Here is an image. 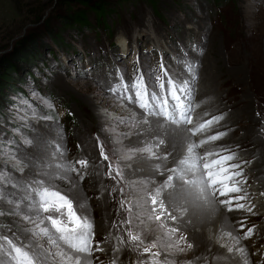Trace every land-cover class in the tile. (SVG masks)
I'll use <instances>...</instances> for the list:
<instances>
[{"label": "rangeland", "instance_id": "rangeland-1", "mask_svg": "<svg viewBox=\"0 0 264 264\" xmlns=\"http://www.w3.org/2000/svg\"><path fill=\"white\" fill-rule=\"evenodd\" d=\"M99 1L105 6H108L110 11L105 17L101 18V14L92 9H88V20L92 23L93 28L76 26L64 30L63 20L66 16L72 11H86V8L82 6V0H0V56L12 51L19 43L27 40L30 35L40 37L38 40L42 39L48 47L52 48V50L47 48L40 57L36 58L31 64L25 66L23 79H20V74L17 79L16 90L13 91L14 94L9 93L1 104L0 258L4 255L8 256L7 254H9L10 256L6 262L8 264H17V261L12 259L15 253L11 251V246L8 245L7 241L3 239L5 236L26 251L28 250V246H30L31 252L29 250L28 252L37 256L36 252L33 251V244H35L39 238L33 240L26 237L28 234L35 231V226H33L35 224L31 223L29 216L22 214L20 217V213L22 212L18 210L22 204H25V200L21 197L25 196L24 194H26V192L31 195L30 197H32L34 203L32 202L30 205H36L34 207L36 210H38L39 204L38 192L43 191L44 187L58 190L72 200L70 194L75 186L68 183L67 176L61 177V179H50V184L47 185L33 183V181H37L36 179L38 177L45 176L42 167H50V165L38 161L35 155V145L41 142L40 140L43 134L47 135L48 133V131H38V129H44L45 126L51 125L54 131L51 132L52 134L47 135L48 137H43L44 139L45 137L50 138V141H48L50 143H46L48 147L56 148L53 142L57 141L55 138L57 134L55 127L62 131L64 138H69L71 136L73 139V142L70 144L65 141V149L64 146L58 145V147H60L58 154H60L61 157L63 153L68 150L70 154L72 153V157L75 156L80 158L78 152L85 149V146L78 134L79 130H87L88 133L86 137L93 145L96 156L95 160L102 163V172L104 173L105 170L104 174L108 175L109 178L111 177V180H114L109 183L111 184V188L107 189L108 193L106 192V194H108V203L110 204L109 198L113 197L112 201L114 204L111 205L112 207H116L117 212L112 213L109 222L114 220V228L122 232V239L126 246L123 245V247L126 250L125 253L127 252L130 254L128 256L129 258H137L136 261L133 260L136 264H138V261H140V264H212L209 263L208 257L211 253L198 244L196 246L190 239L193 229L180 227L182 231L186 233V236H184L186 239H181L182 234L180 231L169 235L167 229L179 227L180 225H168L164 221L167 220L164 217H162L161 221H156V213L154 214L152 211H149L151 208L149 207L150 204H148V198L151 197L155 190L160 188L164 182H161V184L158 182V186L160 187H157L153 182L149 181L150 185H148V188H144L142 192L137 191L138 193L136 196L133 194L131 191L132 189H130L131 186L128 185L126 175L131 163L122 162V156L124 157L125 154L119 152L117 148V144L120 143V141L123 144L124 138L128 137L127 135L123 136V140L114 138L113 134L115 131L110 129L108 125L99 127L98 122V115L105 111L102 109L100 110V107L96 105L97 100L94 99L96 94V91H94V84L99 82V80H103L106 77L108 78L110 74L102 72L88 73L85 70H81L80 75H78V70L81 66V60L83 63H87L89 59H94L99 65L105 61H110L113 58L112 51L114 45L112 42H117L120 37L125 36L128 37L134 45H136L135 42H137L139 45L143 46L142 58L144 62H146L144 63V71L150 74L157 65V54L151 52V47L159 46L155 45L154 40L161 43V47L172 43L173 45L175 44L176 49H184V46L189 48L188 42L191 39L192 45L197 42L195 47L196 49H200L199 52L192 51L193 56L199 59L203 58L198 62H196L194 58L196 63L193 70L185 72L182 75V81L185 82L189 80L195 73L198 74L200 69H202L203 72L206 71L203 75L204 79L207 76V59L205 60L204 58L207 57V55H209L208 58H212L209 53L213 50L214 52L212 53L217 63V76L214 87H216L220 95L219 98L220 103H222V109L225 110L224 112H231L239 107H245L251 117L250 119L247 117V121L243 124H235L233 120L234 123L231 125H234L230 129H235L236 134L232 136V140L234 141L238 137H243V133H245L243 130H245V128L246 130L248 129L246 124H251L253 130H256L257 139L264 145V0H159L158 4L154 6L155 8L148 0ZM149 20L154 21L157 30L154 28L151 30L146 29ZM103 21L106 22L104 23L105 26L109 25V27L112 28L110 32L105 30V27L101 26ZM61 32H64L62 38L65 44H67L66 46H60L61 43L52 40L53 35ZM145 33L150 34L151 37L145 36ZM198 43L201 44L199 45ZM65 52H69L71 57L65 56ZM130 55L128 57H130ZM123 58L124 56L121 55V58L117 59V61L122 63L119 64L121 67H126L127 69L124 63L126 62V57L122 60ZM71 59L72 61L70 64L65 65L62 62V60L66 62ZM126 63L129 64V62ZM234 69L238 70V72ZM90 70H92V68H90L89 71ZM232 72L234 74H232ZM104 75L106 77H104ZM150 82L153 83L154 80L150 79ZM218 83H220V86ZM161 84H163V80ZM108 85H112V90L117 87L119 90L117 94H120L122 86L115 85L112 81H110ZM127 85H130L128 89H131V92H133V84L131 81ZM149 90L148 87V91ZM208 90L206 89V92ZM174 91L175 90H173V92ZM131 92L127 91L126 93L124 89L123 97ZM245 93L249 97L241 101ZM131 95L134 99V93ZM118 99L123 101L121 96H118ZM134 100H136V98ZM152 109L153 108L150 110ZM141 110L145 111V109ZM145 116L148 117L146 114ZM189 117L188 114L186 119H189ZM119 123H122L121 120ZM125 123V125H131L133 121L125 119ZM84 126L86 129L83 128ZM105 126L108 127L106 128ZM106 129H108L110 133ZM122 133L127 134L125 132ZM97 138L102 142V145L104 144L102 146L104 154L106 150L109 152L108 161L101 157ZM51 139L53 141H51ZM232 143L233 144H228V148L221 151L222 157H226L228 153L232 154L233 159L230 160L227 167L229 165H239L235 156L242 150L245 151L247 145L238 144L236 142ZM234 144H238V146ZM251 144L254 145V143ZM125 149V151L131 150L128 147H125ZM30 153L32 155L34 153L35 157L31 156ZM78 160L80 161V159ZM78 160L77 164H79ZM34 163L37 165H34ZM248 163L250 164L251 161H248L245 167L249 165ZM72 166L75 168L74 165ZM19 169H22V172L26 174L20 177L18 173ZM233 169L234 168H229L230 172L226 173V175L233 172ZM110 170L113 171H111L112 175L114 172L117 173L118 170L121 175H117L116 173L115 176L109 175ZM106 171L109 172L107 173ZM45 178L48 177L46 176ZM199 179L202 180L200 174H197L196 180L194 177L196 183L192 185L197 189L202 187V183ZM13 180L16 181V184H12ZM22 180H28L32 186H40V188L38 191L32 190L29 192L27 188L25 189V185L22 184ZM112 185L114 186L113 190ZM197 185L199 187H197ZM94 197L96 198L97 195L95 194L89 200H94ZM48 200L49 206H54L56 204V198L49 197ZM133 200H137V202L134 203ZM10 202H13L15 207L6 209L5 204L7 205ZM136 203H138L137 207ZM73 204L80 215L89 213V215L91 214L94 216V221L98 220L96 217L97 214L89 212L88 208H86L83 203L80 205L82 208L77 206L74 202ZM48 215L56 216L57 213L50 212ZM41 218H43L46 225H49L52 229L50 222L47 220V215L41 216ZM263 220L264 218L257 216L252 221L253 223L251 226L255 227L258 223L261 225ZM161 224L164 225V228L161 227ZM129 229L132 234L139 237L137 241H131L128 236ZM243 230L245 229H242V231ZM248 234L251 235V232L248 231ZM159 235L161 238L158 239L157 236ZM150 242L155 244L156 247H151ZM41 243L42 244L39 243L40 247L43 246V241H41ZM95 243L99 244V241L96 240ZM178 244H182L184 247H180ZM188 244L192 245L191 249L187 247ZM169 245H172V247H168ZM143 246L144 248L148 247L151 252H144ZM132 247H137V249H133ZM253 247L254 249L258 248L255 246ZM50 248L53 249L51 246ZM181 248L184 249L183 252L180 251ZM154 253H159V256H154ZM256 254L257 252L253 253L255 259L258 257ZM195 256L197 257L196 260H194ZM93 260L97 261L98 258L93 257ZM56 263L58 264L59 262ZM34 264H37V260H34Z\"/></svg>", "mask_w": 264, "mask_h": 264}, {"label": "bare ground", "instance_id": "bare-ground-1", "mask_svg": "<svg viewBox=\"0 0 264 264\" xmlns=\"http://www.w3.org/2000/svg\"><path fill=\"white\" fill-rule=\"evenodd\" d=\"M155 25L156 24L154 23V21L149 20L148 25H146V29H156ZM145 36L151 37L150 34L146 33ZM154 41L155 45L162 46V44L157 42V40ZM198 44L200 45L201 43ZM212 52L214 51L211 50L209 53L212 58H208L209 55L207 54V57L204 58L205 60L207 59V76H204V79L203 75L206 71L203 72L202 69H200L198 74L195 73V75L189 80L185 81L184 84L180 83L179 81L175 83V88H177V91L181 96L182 104L177 105L173 102L172 110L175 112H183L184 118L182 120H179L181 121V123L172 124L162 116L146 117L145 114L150 111V107L147 106L145 108V111H143L137 106L135 102L129 103L126 98H123V101L121 99H118V96L123 97V90L125 89V86L128 88L130 85H122L120 94H117V91L119 90L117 87H115L114 89L116 91L114 94L112 91V85L109 86L108 84L110 81H112V83L118 85L119 79L110 74L108 75V78L104 75V77H106L105 79L99 80V82L94 84V91H96L94 99L97 100L96 105L100 107V110H105V112H102V114L98 115L99 127H104V125L110 126V129L115 131L113 137L119 140H121L123 136L127 135L128 138H124L123 144L121 141L120 143L116 144L117 148L119 149L118 151L125 154L124 157L122 156V162L131 163V166L129 167L126 175L128 185L131 186L130 189H132L131 191L135 196L139 191L142 192L144 188H148V185H150L149 181L153 182V184L157 187H160L158 186V182H160L161 184V182H164L167 179L168 175H173V173L168 171V169L171 168H176L179 174L185 176V179L194 180L195 177L196 180L197 174H200L202 180H206V173L202 167V164L200 163L199 158L202 157L204 158V162L211 163L212 161L220 159L222 157L221 151L228 148V144H233L232 142H236L238 144H247L245 147V151L242 150L238 155L235 156L236 160L238 161L237 163L239 164V167L234 168L233 172L240 173V175H237L232 180V186H238L241 189L239 192H231L227 196H220L217 193L216 196H213V189L210 186L211 182L208 181L207 186L204 183H202V185L199 184L203 188H205L204 193L201 194L199 189H197L196 187L192 185H184L183 188H181L180 183L174 180L172 182L174 184V187L166 188L165 190H163L162 198L165 199V204L166 206L168 205L170 211L175 209L173 214H176L178 216V221L176 223L171 221L166 214L163 217L167 219L164 221L168 225L178 224L180 225L179 227L185 229H193L190 239L195 243L196 246L198 244L211 253L208 256L209 263L264 264V220L261 222V225H259L258 223L257 226L252 229L251 235L248 234L249 226L253 223L252 221L257 216H261L262 218H264V145L260 140L257 139L256 130H253V126L251 124H246V127L248 128L247 130L244 127L245 130L243 131H245V133H243V137H238L237 139L234 138V141L232 140V136L236 134V130L230 129L234 125L231 124L234 122L235 124H243L247 121V117H249V119L251 117L245 107H239L235 111L231 112H224L225 110L222 109V103H220L219 98L220 95L218 94L216 87H214V84H216L217 63L216 58L213 56ZM124 58L122 60H124ZM195 59L196 62L201 60L196 57ZM117 62L118 64H122L119 61ZM124 63L126 64L129 73V69L132 67V65L127 64L126 62ZM186 68L187 63H185L183 66L184 70ZM127 69L126 67L124 68L126 72ZM234 70L238 72V70ZM154 71H157V68H155ZM232 74L234 73L232 72ZM218 84L220 86V83ZM206 89L209 90L206 92ZM132 93L133 92L128 95H131ZM248 97L249 96L245 93V96L241 101L246 100ZM134 99L133 101H135ZM188 114L190 116L189 119L191 120V123H184L183 121L187 118L186 116H188ZM125 119L133 121V124L125 125ZM120 120L122 122L121 124L119 123ZM145 120H147L148 122L145 123ZM201 126H203V128H201ZM83 128L86 129L85 126ZM190 129L196 131L197 134L195 136H192L189 131ZM40 130L48 131L47 135L52 134L51 132L54 131L52 130L51 125L45 126L44 129H38V131ZM55 130L57 132L55 137L57 141H53L52 139L51 141L55 143L56 148H50L46 145V143L50 141V138L45 137L44 139L43 137L47 136L44 134L42 136V139L40 140L41 142L36 143L35 145V155L38 161L40 163L50 165V167H42V171L43 173H45V176L38 177L36 179L37 182L42 181V185H47L50 184V179H61V177L67 176L68 183L75 186L74 190L72 189L70 194L73 202L81 208L82 206L80 205H82L81 203H83L84 206L88 208L89 212L97 214V221H94V216H92L91 214V216L89 215V213L86 214L89 217V221L94 226V238L91 242L92 257H88V259L91 260L92 264H131L133 258H129L128 256L130 254L127 252L125 253L126 250L123 247V245L125 246V244L122 239V232L118 231L119 229L117 230V228H114V220L112 222H109V218H111L112 213L117 212L116 207H112V205L114 204L112 201L113 197L109 198V202H111L112 204L111 205L110 203H108V194H106L107 189L111 188V184L109 183L114 180H111V177L109 178L108 175L104 174L105 170L104 173L102 172V163H100L98 160H95L96 156L94 153L93 145L87 140L88 138L86 137L88 133L87 130H79L78 136L84 142L85 146V149H82L80 152H78L80 158H77L75 156L72 157V153L70 154L68 150L63 153L62 157L60 154H58V151H60V147H58V145L64 146L65 149V141L70 144L73 142V139L71 138V136L69 138H64V134L61 130L57 129V127H55ZM106 130L108 131V129ZM122 132H125L127 134H124ZM212 137H217V139L213 140ZM161 140L163 141V144L160 143ZM251 143H254V145H252ZM193 144H195L196 147L192 152H189L188 148ZM238 144L234 145L238 146ZM125 147H128L131 150L125 151L127 149H125ZM30 155L35 157L34 153L33 155L30 153ZM166 155L167 158L165 159ZM229 156L232 157V154L228 153L226 155V157ZM78 159H80V161H86V166L77 164ZM181 160H186L187 164H181ZM248 161H251V163H248L249 165L245 167ZM229 162L230 160H228V162L226 163L222 161L221 165L219 166L215 164L212 165L211 171L220 172V176L216 177L217 179L226 176V173L221 172L220 169L227 168ZM193 163L199 165L196 168L195 174L187 171V168ZM34 165L37 164L34 163ZM72 165L75 166L78 172L71 171V169H73ZM181 169H183L184 171L180 172ZM111 171L112 170H110V173ZM106 172L108 173L109 171ZM18 173L20 177L26 174L25 172H22V169H19ZM115 173L116 172L111 175L115 176ZM46 176L48 178H45ZM12 184H16V181L13 180ZM22 184L25 185V189L27 188L29 192H31L32 190L38 191V189L40 188V186H32L28 180H22ZM197 187L199 186L197 185ZM219 187L220 190H224L222 185ZM113 189L114 186L112 185V190ZM95 194L97 195V197H94V200H89ZM24 195L25 196L21 198L25 200V204H22L20 206V209L18 210L22 212L20 213V217L22 216V214L25 216H29L31 223L35 224L33 225L35 226V231L28 234V236L26 237L33 240L39 238L37 242L33 244V251H35L36 255L38 256V259H36L37 264H57L56 262H59L58 264H75V256L80 255L81 257H83L84 254L73 253L67 247V245L64 244L63 241L59 240V234L51 229L49 225H46L44 219L41 218V216H48V213H43L36 210V208L34 207H30V204L33 202L32 197H30L31 195H29V193L27 192ZM170 195H175L177 198L170 201L168 199ZM235 197H243V199L236 200L234 199ZM148 200V204H150L149 207L151 208L149 209V211L151 212L153 207L151 204V197H149ZM228 200H231V205L227 203H221V201ZM133 201L134 203L137 202V200ZM137 204L138 203H136V207ZM228 205L232 208L231 211L228 210ZM237 205H243V207L241 208ZM5 207L6 209H12L13 207H15V205L13 202H10L7 205L5 204ZM156 214H159V212H157ZM44 227H48L50 238L49 236H45L41 232V229ZM242 229L245 230L242 231ZM157 238H161L160 235L157 236ZM52 240H55L56 243L53 244L51 242ZM96 240L99 241L98 245L99 249L101 250H97V243H95ZM41 241H43V246L41 245L42 247L39 246L40 244H42ZM50 246L53 249H51ZM253 246L258 248L254 249ZM135 248L137 249V247ZM229 249H232V251L229 252ZM241 249H243V251H241ZM28 250L30 251V246H28ZM254 252H257L256 256L258 257H256V259L254 258L255 256H253ZM62 253H66V255H62ZM7 255L8 256L4 255L2 258H0L1 264L7 263L6 261L10 256L9 254ZM69 257H72V259H69ZM93 257L98 258V260H93ZM196 259L197 257L195 256L194 260ZM136 260L137 258H135V261ZM138 264H140V261H138Z\"/></svg>", "mask_w": 264, "mask_h": 264}, {"label": "snow or ice", "instance_id": "snow-or-ice-1", "mask_svg": "<svg viewBox=\"0 0 264 264\" xmlns=\"http://www.w3.org/2000/svg\"><path fill=\"white\" fill-rule=\"evenodd\" d=\"M161 68L164 71V74L167 75V69L164 68V65L161 64ZM140 78L143 79V74H140ZM122 79V78H121ZM159 79V78H157ZM170 84H175V81H172L169 79L168 81ZM161 89L164 88L163 84H160ZM182 90V89H181ZM113 93L115 94V89L112 90ZM125 92L127 93V87L125 88ZM147 89L145 91V95H147ZM169 95L172 96L173 100L179 101L180 97L177 95L175 92H170ZM129 103H137L138 107L141 109H145L147 107V104L150 103L151 101L143 102L142 97L140 96L139 93L136 94V100L133 101L132 95H126L125 97ZM155 92L151 93V100L158 99ZM167 100L163 102V106L161 105H154L153 109L148 111L146 113L147 116H162L164 119L170 121L172 124H178L181 123V121L176 120L172 113L168 111L167 107ZM145 123L148 121L145 120ZM184 123H191L190 119H185L183 121ZM203 128V126H201ZM192 136H195L197 133L194 130H189ZM213 140L217 139V137H212ZM161 144H163V141H160ZM196 147L195 144L191 145L188 148L189 152H192L193 149ZM101 155L105 160L108 159L107 156H104L103 154V149H101ZM167 157H165L166 159ZM233 159V157H221L220 159L214 160L211 163L204 162V158H199L200 163L202 164L203 169L205 170L206 173V180H202L201 183H204L207 186V182H211V188L213 189L212 195L216 196L217 193L220 196H227L231 192H239L241 189L236 186H232V180L237 176L240 175V173L236 172H231L229 175H226L220 179H217L216 177L220 176V172H213L211 171L212 165L215 164L217 166L221 165V162H227L228 160ZM79 164L86 166L87 162L86 161H78ZM181 164H187L186 160H181ZM199 165L196 163H193L187 168L188 172H192L195 174L196 168ZM110 167V166H109ZM159 167V166H157ZM239 165H229L227 168H221V172L228 173L229 168H238ZM71 171L78 172L77 169L73 168ZM169 172L173 173V175H168L167 179L164 181L163 185L160 188H157L151 196V204H152V212L155 214L159 212V214H155V220L156 221H161L162 217L166 214L168 218L173 221L177 222L178 221V216L176 214H173L175 209L172 211L169 210L168 206L165 204V199L162 198V191L165 188H172L174 187V184L172 183L174 180L180 183L181 188H183L184 185H193L196 183L195 180L191 179H185L184 175H181L178 173V170L176 168H171L168 169ZM184 170L181 169L180 172H183ZM111 175V173H109ZM117 175H121L120 171H117ZM82 179V177H81ZM227 181V183H226ZM35 184L42 185V181L37 182L33 181ZM238 183V182H237ZM223 186L224 190H220L219 186ZM200 193L203 194L205 191V188H200L199 189ZM38 197H39V204H38V211H41L43 213H50V212H55L57 213L56 216L53 215H48L47 220L50 222L52 229L55 230L56 233L59 234L58 239L63 241L64 244L67 245V247L75 254H84L83 257L80 255L75 256V264H92L91 260L88 259L89 256L92 255V247H91V242L94 238V232H93V224L89 221V217L85 215H80L76 207L73 204V201L66 195L62 194L58 190H52L48 187H44L43 191L38 192ZM49 197H54L56 198V204L54 206H49ZM177 197L175 195H170L168 199L175 200ZM234 199L239 200L243 199V197H235ZM221 203H227L231 205V200L228 201H221ZM36 205H32L30 207H35ZM158 206V208H157ZM238 207H243V205H237ZM229 211L232 210L231 207L228 209ZM66 217V220H65ZM130 223V222H129ZM161 227H164L163 224H161ZM169 235L173 233H178L180 231L179 227H171L169 230ZM252 229H249V232H251ZM41 232L45 236H49V229L48 227H44L41 229ZM128 236L130 237L131 241H137L139 239L138 236L133 235L130 231L128 232ZM4 240L7 241L8 245L11 246V251L15 253L14 256H12V259L17 261V264H34V260L38 259L37 256L34 254H30L28 251L24 250L22 247L17 246L16 244L13 243L12 240L8 239V237H3ZM181 239H186V237L181 236ZM53 244L56 243L55 240L51 241ZM152 247H156L155 244L152 245ZM168 247H172V245H169ZM187 247L189 249L192 248L191 244H188ZM97 250L99 249V245L97 244L96 246ZM150 249L148 247L144 248V252H149ZM181 252L184 251V249H180ZM229 252L232 251V249L228 250ZM243 251V249H241ZM62 255H66V253H62ZM154 256H159V253H154ZM69 259H72V257H69Z\"/></svg>", "mask_w": 264, "mask_h": 264}, {"label": "trees", "instance_id": "trees-1", "mask_svg": "<svg viewBox=\"0 0 264 264\" xmlns=\"http://www.w3.org/2000/svg\"><path fill=\"white\" fill-rule=\"evenodd\" d=\"M150 4L156 6L159 0H148ZM82 6L86 8V11H72L63 20L64 30L69 27L83 26L87 27L92 24L88 20L89 11H93L101 14V18L105 17L110 9L108 6L102 4L99 0H82ZM106 23L102 22L101 26ZM63 33H57L52 36V40L61 43L60 46L65 45V41L62 38ZM40 37L30 35L27 40L19 43L12 51L0 56V109L3 99L5 100L8 94H12L16 90V83L19 75L23 79L25 66L31 64L36 58L40 57L44 51L50 49L45 41L38 40ZM14 94V93H13Z\"/></svg>", "mask_w": 264, "mask_h": 264}]
</instances>
